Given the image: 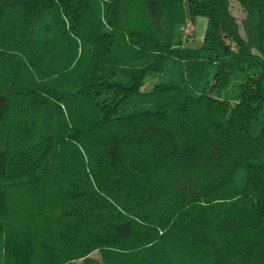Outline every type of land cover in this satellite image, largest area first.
Instances as JSON below:
<instances>
[{
	"label": "trees",
	"instance_id": "trees-1",
	"mask_svg": "<svg viewBox=\"0 0 264 264\" xmlns=\"http://www.w3.org/2000/svg\"><path fill=\"white\" fill-rule=\"evenodd\" d=\"M236 1L0 0V264H264V0Z\"/></svg>",
	"mask_w": 264,
	"mask_h": 264
},
{
	"label": "rangeland",
	"instance_id": "rangeland-1",
	"mask_svg": "<svg viewBox=\"0 0 264 264\" xmlns=\"http://www.w3.org/2000/svg\"><path fill=\"white\" fill-rule=\"evenodd\" d=\"M231 11L237 18H240L244 15V11L242 10V8L240 7V5L238 4V2L236 0H231ZM188 22H190L192 24V27H193L192 35L186 36L184 34V26L180 25V24L176 25L174 28V33H173V42L174 43L178 44V43L182 42L183 45H185V44H187V41L188 42L200 41L203 38L205 25H206V17L199 15L195 18L193 23L191 21H186V23H188ZM238 77H240V74L238 75ZM114 80L115 81L125 80L121 71H117V74L115 75ZM168 80H169L168 75H163V74H160L158 72H154V73L149 74L146 77L145 84L143 85L142 88L145 90H149L153 87L154 84H156L158 82H167ZM235 80H238V79L233 78V83ZM176 83H178V82H176ZM236 85H237V83L235 82L232 87H229L230 93L237 89ZM147 107L148 106H146V108ZM260 117H261V119L264 118V111ZM255 127H256L255 133H257L259 125L255 124ZM94 254H96V252Z\"/></svg>",
	"mask_w": 264,
	"mask_h": 264
},
{
	"label": "water",
	"instance_id": "water-1",
	"mask_svg": "<svg viewBox=\"0 0 264 264\" xmlns=\"http://www.w3.org/2000/svg\"><path fill=\"white\" fill-rule=\"evenodd\" d=\"M202 41H192V42H188L187 44H185L183 47L184 48H197L199 46H201Z\"/></svg>",
	"mask_w": 264,
	"mask_h": 264
},
{
	"label": "built area",
	"instance_id": "built-area-1",
	"mask_svg": "<svg viewBox=\"0 0 264 264\" xmlns=\"http://www.w3.org/2000/svg\"><path fill=\"white\" fill-rule=\"evenodd\" d=\"M192 29H193L192 24L190 22L186 23L184 25V34L186 36L192 35Z\"/></svg>",
	"mask_w": 264,
	"mask_h": 264
},
{
	"label": "crops",
	"instance_id": "crops-1",
	"mask_svg": "<svg viewBox=\"0 0 264 264\" xmlns=\"http://www.w3.org/2000/svg\"><path fill=\"white\" fill-rule=\"evenodd\" d=\"M203 39V38H202ZM202 39H201V41H202Z\"/></svg>",
	"mask_w": 264,
	"mask_h": 264
}]
</instances>
